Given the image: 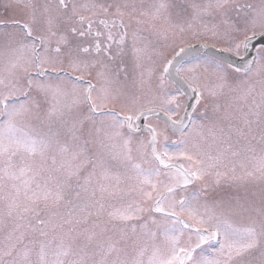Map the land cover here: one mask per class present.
I'll return each instance as SVG.
<instances>
[{
  "label": "snow or ice",
  "instance_id": "snow-or-ice-1",
  "mask_svg": "<svg viewBox=\"0 0 264 264\" xmlns=\"http://www.w3.org/2000/svg\"><path fill=\"white\" fill-rule=\"evenodd\" d=\"M0 264H264V0H0Z\"/></svg>",
  "mask_w": 264,
  "mask_h": 264
}]
</instances>
